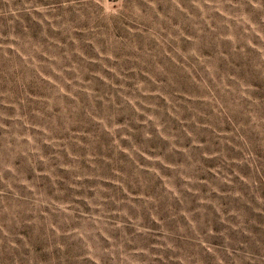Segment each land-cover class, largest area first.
Listing matches in <instances>:
<instances>
[{
    "label": "rangeland",
    "instance_id": "obj_1",
    "mask_svg": "<svg viewBox=\"0 0 264 264\" xmlns=\"http://www.w3.org/2000/svg\"><path fill=\"white\" fill-rule=\"evenodd\" d=\"M0 264H264V0H0Z\"/></svg>",
    "mask_w": 264,
    "mask_h": 264
}]
</instances>
